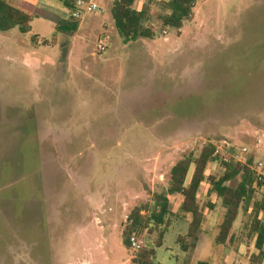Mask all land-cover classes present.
<instances>
[{"label":"rangeland","instance_id":"rangeland-1","mask_svg":"<svg viewBox=\"0 0 264 264\" xmlns=\"http://www.w3.org/2000/svg\"><path fill=\"white\" fill-rule=\"evenodd\" d=\"M113 1L94 0L101 12L59 32L69 9L38 0L30 31L0 32V264H133L122 244L126 217L153 207L177 160L211 144L220 153L208 175L239 148L264 162V0H192L181 29L159 28L161 0H135L153 37L127 44ZM97 44L105 50L93 54ZM262 198L263 187L252 200ZM199 205L195 250L179 249L175 223L155 263L248 264L250 210L217 246L224 210L207 182ZM137 235L146 245L154 232Z\"/></svg>","mask_w":264,"mask_h":264},{"label":"trees","instance_id":"trees-1","mask_svg":"<svg viewBox=\"0 0 264 264\" xmlns=\"http://www.w3.org/2000/svg\"><path fill=\"white\" fill-rule=\"evenodd\" d=\"M73 2L74 0L62 1L69 10ZM134 2L135 0H114L110 7L114 27L125 44L153 37V29L144 24L143 11H136L133 8ZM159 7L163 11L156 21L159 28L181 29L190 18L193 3L192 0H161ZM33 11L34 6L22 0H0V32H6L13 27H17L22 33L30 31L29 23ZM78 24V21L61 19L56 24V29L59 32H74ZM32 40H35V36H32ZM213 152L214 147L206 144L199 149L196 156L188 155L177 160L169 170L165 189L155 195L156 202L153 207L149 208L145 204L130 211L121 232L122 244L126 248L130 235L144 230L154 232L153 239L133 258V264H156L155 249L162 245L172 219L180 216L170 211V198L175 195L182 199L179 213L189 216L186 233L178 235L175 242L182 252L194 251L204 218L197 199L198 191L204 182L208 183L210 192L216 196L224 210L214 238L215 245L224 246L231 242V231L239 211L249 209L250 221L246 238L253 239L254 252L248 257V264H264V198L252 200L254 193L263 187V182L251 168L253 159L248 157L244 163L219 162L222 173L218 176L208 175V165L217 162L212 156ZM236 178H239L238 183L231 186L230 183ZM206 205L208 208L212 207ZM183 264L188 262L184 261ZM196 264L209 263L200 261Z\"/></svg>","mask_w":264,"mask_h":264},{"label":"built area","instance_id":"built-area-1","mask_svg":"<svg viewBox=\"0 0 264 264\" xmlns=\"http://www.w3.org/2000/svg\"><path fill=\"white\" fill-rule=\"evenodd\" d=\"M101 12V9L99 6L94 2V0H74L72 8L69 10V16L67 19L71 21H78L80 22L85 15L88 14H95ZM165 34V32L163 31ZM105 50L104 46L101 44H97L95 51L93 54L101 53ZM214 147L213 157L216 158L217 155L220 153L219 148H217L215 145H212ZM247 148H239L238 150H234L233 153H231L229 156H221L220 160L224 163L228 162H238V163H244L245 159L243 158L244 155L247 152ZM253 171L256 173V175L261 179L263 182V188H264V162L257 161L253 163ZM128 249L131 253L137 254L141 250L144 249L145 243L143 239H141L137 234H132L128 237Z\"/></svg>","mask_w":264,"mask_h":264},{"label":"crops","instance_id":"crops-1","mask_svg":"<svg viewBox=\"0 0 264 264\" xmlns=\"http://www.w3.org/2000/svg\"><path fill=\"white\" fill-rule=\"evenodd\" d=\"M22 1H25V2H28V3H31L32 5H33V3L36 1V0H22ZM38 1V0H37ZM58 1H60V2H62V1H64V0H58ZM34 6V5H33ZM202 186V185H201ZM201 188V187H200ZM199 191H200V189H199ZM199 191H198V195H197V199H198V201H199ZM181 201H182V199H181V197L180 196H178V195H175V196H172L171 198H170V211L173 213V214H179L180 216H178V217H174L173 219H172V221H171V225H170V227L173 225V224H175V223H179V222H181V226H182V234H179V235H184L185 233H186V230H187V226H188V222H189V216L188 215H181L180 213H179V208H180V204H181ZM210 206H212L211 204H209ZM207 206V205H206ZM208 208V207H207ZM208 209H210V208H208ZM203 220H204V218H203ZM98 224H99V231H102L103 230V226L101 225L102 223H99V222H97ZM203 223V222H202ZM216 230L218 231V226L216 227ZM99 233H101V232H99ZM201 234H203V230H202V226H201V232H200V234H199V237H200V235ZM100 235V234H99ZM178 236V235H177ZM199 237H198V240H199ZM215 238V237H214ZM99 244H100V246H99V250H100V254H101V257H102V259L104 260V261H106L107 259H108V255H107V253L106 252H104V250H103V242H104V238L102 237V238H99ZM198 242V241H197ZM197 245V244H196ZM217 246H221V245H217ZM224 246H226V245H224ZM196 248V247H195ZM195 250V249H194ZM253 253V252H252ZM251 254V253H250ZM250 254L248 255V257L250 256ZM248 257H247V262H248ZM184 262V261H183ZM85 264H87V263H85ZM183 264V263H182Z\"/></svg>","mask_w":264,"mask_h":264}]
</instances>
